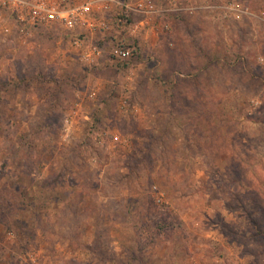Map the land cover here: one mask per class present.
<instances>
[{"label":"rangeland","instance_id":"obj_1","mask_svg":"<svg viewBox=\"0 0 264 264\" xmlns=\"http://www.w3.org/2000/svg\"><path fill=\"white\" fill-rule=\"evenodd\" d=\"M153 2L92 67L0 7V264H264V0Z\"/></svg>","mask_w":264,"mask_h":264},{"label":"built area","instance_id":"obj_2","mask_svg":"<svg viewBox=\"0 0 264 264\" xmlns=\"http://www.w3.org/2000/svg\"><path fill=\"white\" fill-rule=\"evenodd\" d=\"M114 6L120 9L126 8L128 11L142 15L145 19H152L159 12L153 0H135L132 5H126L120 0H84L71 7H67L64 0H0L1 8L16 13V22L23 34L31 33V29L37 26L51 29L52 25H57L69 34H74L71 36L72 43L79 49H83L85 40L80 30L89 31L91 34L96 30L105 29L106 25L97 16L110 13ZM175 10H183V8ZM189 11L191 12L192 8H189ZM121 14L116 13V22L119 24L123 22ZM2 31L8 32V29L2 28ZM82 52L83 58L89 62L101 54V50L92 44ZM132 53L133 50L129 48L117 47L113 50L112 56L116 61H124Z\"/></svg>","mask_w":264,"mask_h":264},{"label":"trees","instance_id":"obj_3","mask_svg":"<svg viewBox=\"0 0 264 264\" xmlns=\"http://www.w3.org/2000/svg\"><path fill=\"white\" fill-rule=\"evenodd\" d=\"M124 15L123 14H121V17H123ZM36 30H39V31H43V30H45V31H47V29H45L43 26H37L36 28H35ZM57 31L58 30H56V28H52V29H50V31L48 30V33H50L51 32V34L50 35H57ZM43 36H46V37H48L49 38V36L50 35H45V34H42ZM98 49H100L101 50V48L98 46V45H96V44H94Z\"/></svg>","mask_w":264,"mask_h":264},{"label":"crops","instance_id":"obj_4","mask_svg":"<svg viewBox=\"0 0 264 264\" xmlns=\"http://www.w3.org/2000/svg\"><path fill=\"white\" fill-rule=\"evenodd\" d=\"M90 44H92V43H90ZM92 45H94V42ZM103 56H104V53H102V51H101V54L98 57H95L93 62H90V63L87 62L85 64L89 65L90 67H92L93 65H98L99 59L103 63ZM113 60L116 61L115 59H112V61ZM99 66H100V64H99Z\"/></svg>","mask_w":264,"mask_h":264}]
</instances>
